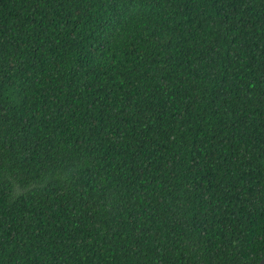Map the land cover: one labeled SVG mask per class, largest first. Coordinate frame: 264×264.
<instances>
[{"label": "trees", "instance_id": "16d2710c", "mask_svg": "<svg viewBox=\"0 0 264 264\" xmlns=\"http://www.w3.org/2000/svg\"><path fill=\"white\" fill-rule=\"evenodd\" d=\"M264 0H0V264H259Z\"/></svg>", "mask_w": 264, "mask_h": 264}, {"label": "water", "instance_id": "95a60500", "mask_svg": "<svg viewBox=\"0 0 264 264\" xmlns=\"http://www.w3.org/2000/svg\"><path fill=\"white\" fill-rule=\"evenodd\" d=\"M259 264H264V256L261 258V260L259 261Z\"/></svg>", "mask_w": 264, "mask_h": 264}]
</instances>
